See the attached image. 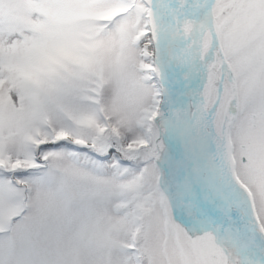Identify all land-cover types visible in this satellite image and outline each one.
<instances>
[{
  "label": "snow or ice",
  "instance_id": "6c2138e0",
  "mask_svg": "<svg viewBox=\"0 0 264 264\" xmlns=\"http://www.w3.org/2000/svg\"><path fill=\"white\" fill-rule=\"evenodd\" d=\"M0 264H264V0H0Z\"/></svg>",
  "mask_w": 264,
  "mask_h": 264
}]
</instances>
